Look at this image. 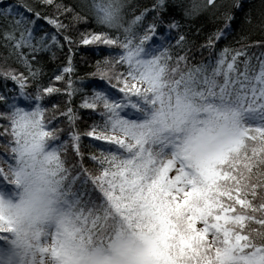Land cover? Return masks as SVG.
<instances>
[{
  "label": "snow or ice",
  "instance_id": "6c2138e0",
  "mask_svg": "<svg viewBox=\"0 0 264 264\" xmlns=\"http://www.w3.org/2000/svg\"><path fill=\"white\" fill-rule=\"evenodd\" d=\"M237 6H0V42L27 71L0 69L13 84L0 89V264H264V53L258 65L240 49L197 59L187 34L173 43L164 32L174 36L181 19L202 13L222 20L203 53L225 36ZM244 16L242 28L251 23ZM73 22L92 24L79 44L108 53L83 77L74 75L72 36L58 39ZM65 43L68 59L46 81L37 54ZM54 95L67 97L63 111L50 103ZM76 97L79 116L69 106ZM79 119L84 135L101 142L88 155L91 167L78 131L61 139L58 124ZM33 179L49 193L48 206L25 214L21 189Z\"/></svg>",
  "mask_w": 264,
  "mask_h": 264
},
{
  "label": "trees",
  "instance_id": "16d2710c",
  "mask_svg": "<svg viewBox=\"0 0 264 264\" xmlns=\"http://www.w3.org/2000/svg\"><path fill=\"white\" fill-rule=\"evenodd\" d=\"M38 0H0V6H7L8 3L14 5L19 4H35ZM81 0H56V3H62L65 7L73 3H80ZM134 7L146 6L148 0H130ZM235 3V0H232ZM239 5L234 8V19L229 22V29L225 33V36L216 40L213 49H205L203 53L200 52V46L206 44L207 39L216 30H219L223 27V21L211 17L209 14L202 13L200 14V19L196 18H187L181 19L179 22L182 25L181 31L176 32L175 29L172 30V33L175 35L172 36L167 32V29L164 30L165 34H168L172 38V42L175 43V37L187 34V39L190 42L189 46H195L196 49V58L200 59L202 56L207 57L209 51L220 52L224 48L228 49H240L241 51H246L248 56H250L254 63H257V58L264 53V47L255 46V42H264V29L260 27L261 12L264 11V0H239ZM242 6V7H241ZM41 11L47 12L53 11L52 9H41ZM76 11L80 12L81 15H84V12L79 8ZM248 13L251 23H245L243 28L241 27V21L245 20L244 14ZM150 19V18H149ZM69 17L65 16L63 18V23H68ZM207 21V23H205ZM41 25L49 30L50 32H55V29L48 25L45 21H41ZM92 28L91 23L84 22H73L71 29L60 34L58 39L63 42V35L68 34L73 38L72 48V64L74 66V75L75 76H85L87 72L91 71V64L95 60L99 59L102 55H107V52H100L98 48L91 45H82L78 43V38L81 33L90 30ZM159 36V33L157 34ZM68 44H63L62 48L53 47L49 51H43L37 54V59L41 61L40 64L35 65L34 67H41L42 74L44 79L47 81L50 79L48 73L56 72L58 67H63L68 59ZM243 59V57H240ZM14 68L20 72H24L27 75L26 69L15 62L14 58H8V53L0 42V69L4 68ZM6 86L11 90L13 84L11 81L5 82L3 77H0V89ZM67 100V97L53 96L50 103H59L61 105V110L63 111L64 102ZM80 103V98L76 97L73 100V103L69 105L73 108L77 116L80 115V111H77V106ZM48 106V105H46ZM87 115V113H85ZM90 123V121H88ZM3 121L0 120V124ZM59 127L65 131L61 134V139L67 138L68 132L78 131L81 134L80 140V151L83 154V160L86 167H91L90 162L88 161V155L90 152H93L95 149L94 144H100V141H95L93 138L85 136L87 129L85 127V120L79 119L74 127H69L65 121L63 124H58ZM2 141H0V151H2ZM69 154L73 159L69 160V163H72L76 159L74 151L69 146ZM2 158V157H0Z\"/></svg>",
  "mask_w": 264,
  "mask_h": 264
},
{
  "label": "clouds",
  "instance_id": "9594fccd",
  "mask_svg": "<svg viewBox=\"0 0 264 264\" xmlns=\"http://www.w3.org/2000/svg\"><path fill=\"white\" fill-rule=\"evenodd\" d=\"M23 211L25 214L43 213L48 206L49 193L43 189L38 180L33 179L21 189ZM15 199L13 203H15Z\"/></svg>",
  "mask_w": 264,
  "mask_h": 264
}]
</instances>
